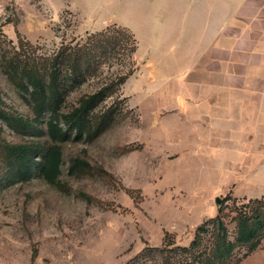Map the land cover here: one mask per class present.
Returning <instances> with one entry per match:
<instances>
[{"label":"rangeland","instance_id":"1","mask_svg":"<svg viewBox=\"0 0 264 264\" xmlns=\"http://www.w3.org/2000/svg\"><path fill=\"white\" fill-rule=\"evenodd\" d=\"M204 1L0 0V106L24 119L34 114L28 96L4 72L7 53L23 48L49 55L111 24L128 28L137 39L133 74L95 114L112 103L117 112L94 141L72 132L61 144L58 183L46 181L39 169L25 181L0 177V264H127L145 246H162L166 235L175 241L168 249L189 246L197 226L220 208L235 239L237 208L264 195V146L229 147L227 163L221 157L213 161L218 148L201 152L190 146L196 132L177 114L183 98L172 91L173 77L182 67L175 66L172 52L160 72V53L176 42L190 6L191 12L202 10ZM120 69L114 61L100 77L88 79L67 96L62 111H71ZM167 77L173 80L163 84ZM49 119L50 114L42 118L39 135L21 134L0 119L1 135L10 143L48 146ZM60 124L66 127L62 118ZM164 126L176 130L166 135ZM75 157L92 167L73 171ZM208 230L201 236L211 245L213 225ZM230 264H264V236L253 251L238 246Z\"/></svg>","mask_w":264,"mask_h":264},{"label":"trees","instance_id":"2","mask_svg":"<svg viewBox=\"0 0 264 264\" xmlns=\"http://www.w3.org/2000/svg\"><path fill=\"white\" fill-rule=\"evenodd\" d=\"M136 51L135 35L124 26L111 24L88 34L82 42L62 43L49 55L26 52L23 48L14 49L10 55L7 53L4 72L14 86L28 96L34 118L24 119L0 106V119L21 134L39 135L42 118L50 114L46 133L53 143L48 146L35 140L10 143L2 137L0 128V157L4 159L0 165V169L3 168L0 177L3 175L2 179L6 181H25L39 169L46 181L58 183L63 161L61 144L71 139L72 132H75V138L85 137L92 142L107 129L117 112L114 103L100 110L99 114L95 111L133 74ZM114 61L121 66L119 73L103 81L94 92L82 96L77 106L64 113L62 108L67 96L88 79L100 77L104 68L113 65ZM60 118L66 127L60 124ZM91 167L90 162L83 158L72 159L73 171ZM220 211L197 226L195 238L189 246L168 249L175 245V241L166 235L162 246H145L127 264H230L238 246H247L249 251H253L260 245L264 236V195L250 198L248 203L237 208L234 240L228 235ZM210 225L214 228L213 239L211 245H207L201 233L209 231ZM169 251L174 255L169 256Z\"/></svg>","mask_w":264,"mask_h":264},{"label":"crops","instance_id":"3","mask_svg":"<svg viewBox=\"0 0 264 264\" xmlns=\"http://www.w3.org/2000/svg\"><path fill=\"white\" fill-rule=\"evenodd\" d=\"M204 3V10L191 12L190 6L176 42L160 53V72L172 52L182 67L173 77L172 91L183 98L176 113L196 132L190 146L218 148L213 161L227 163L229 147L264 146V0ZM164 128L166 135L176 130Z\"/></svg>","mask_w":264,"mask_h":264},{"label":"water","instance_id":"4","mask_svg":"<svg viewBox=\"0 0 264 264\" xmlns=\"http://www.w3.org/2000/svg\"><path fill=\"white\" fill-rule=\"evenodd\" d=\"M218 202H219V200H218Z\"/></svg>","mask_w":264,"mask_h":264}]
</instances>
